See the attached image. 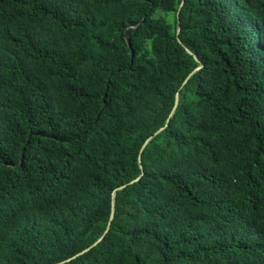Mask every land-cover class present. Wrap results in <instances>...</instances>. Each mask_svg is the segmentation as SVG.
<instances>
[{
    "label": "trees",
    "instance_id": "16d2710c",
    "mask_svg": "<svg viewBox=\"0 0 264 264\" xmlns=\"http://www.w3.org/2000/svg\"><path fill=\"white\" fill-rule=\"evenodd\" d=\"M181 1L0 0V264H264V0Z\"/></svg>",
    "mask_w": 264,
    "mask_h": 264
},
{
    "label": "water",
    "instance_id": "95a60500",
    "mask_svg": "<svg viewBox=\"0 0 264 264\" xmlns=\"http://www.w3.org/2000/svg\"><path fill=\"white\" fill-rule=\"evenodd\" d=\"M183 4H184V0L181 1L180 5H179V7H178L177 13H176V18H177V30H176V35H177V40H178L179 43H181V40L179 39V33H180V17H179V14H180V11H181V8H182ZM136 26H137L136 24H132V25H129V26L124 30L125 40H126V42H127L128 45H130L129 36H128V28H130V27H131V28H135ZM184 48H185V50H186L187 53L192 54V52H191L188 48H186V47H184ZM194 59L199 63V66H197V67H196V68H195V69H194V70H193V71H192V72L186 77V79H185L184 82H183V85L187 82V80H188V79H189V78H190V77H191L196 71H198V70L203 66L202 62L199 60V58H198L197 56L194 55ZM178 101H179V95H178V93H176V95H175V104H174V107H173V109H172V111H171L169 117L167 118L165 125H164L163 127H161L160 129H158V130L155 132V134H154L153 136L157 135L159 132H161L162 130H164V129L167 127L168 122H169V120H170V117L173 115V113H174V111H175V109H176V107H177V105H178ZM153 136H150V137L144 142V144L142 145V148H141L140 152H142V150L144 149V147L150 142V140L153 138ZM138 163H139V166H140V168H141V170H142V164H141L140 155H139V157H138ZM141 175H142V173H141ZM141 175L138 176L137 178H135L134 180L130 181L128 184H132V183L138 181L139 178L141 177ZM126 186H127V184L117 187L116 189L113 190V192H112V194H111V212H110L109 221H108V223H107V226H106L105 231L103 232V234H102V235L99 237V239H98L97 241H95L91 246L85 248L83 251L79 252L78 254H76L75 256H73L72 258H74V257H76V256H79V255H81L82 253H84V252L90 250L93 246L97 245V244H98V243L104 238V236L106 235V233L109 231L111 221H112V219L114 218V213H115V202H116V194H117V191L124 189ZM70 259H71V258L66 259V260H64V261H62V262L68 261V260H70ZM62 262H59V263H57V264H60V263H62Z\"/></svg>",
    "mask_w": 264,
    "mask_h": 264
}]
</instances>
